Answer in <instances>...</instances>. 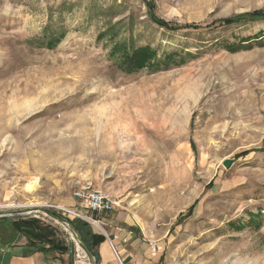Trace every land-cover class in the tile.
Returning <instances> with one entry per match:
<instances>
[{
    "label": "rangeland",
    "instance_id": "374dc122",
    "mask_svg": "<svg viewBox=\"0 0 264 264\" xmlns=\"http://www.w3.org/2000/svg\"><path fill=\"white\" fill-rule=\"evenodd\" d=\"M255 11L264 0H0V241L27 244L13 223L33 218L69 248L38 264H69L74 223L103 230L48 206L86 215L74 193L92 185L116 203L104 222L160 246L162 264H264V44L220 45L264 21L213 25ZM111 27L187 61L123 73L99 40ZM62 28L56 49L39 45Z\"/></svg>",
    "mask_w": 264,
    "mask_h": 264
},
{
    "label": "trees",
    "instance_id": "16d2710c",
    "mask_svg": "<svg viewBox=\"0 0 264 264\" xmlns=\"http://www.w3.org/2000/svg\"><path fill=\"white\" fill-rule=\"evenodd\" d=\"M154 17L155 24L171 32L186 30L199 31L203 28V26L197 24L179 26L175 23L160 20L156 16ZM258 21H264V11H255L234 18L219 20L213 25L225 28H240ZM66 35L67 30L62 28L55 35L47 36L43 41L39 40V45L45 47L47 50H54L63 42ZM119 36L120 33L116 32L114 28L111 27L99 35V40H110L111 42H114L111 48L110 57L116 59V64L123 73L132 75L144 70H148L151 73H158L182 66L187 61L185 57L180 56L177 53H170L161 57L159 56L158 51L150 45L136 47L135 45H132L130 41L118 40ZM263 39L264 31H261L252 38H244L235 43H222L220 45L230 53H238L243 50L253 49L255 45H263ZM13 226L17 233L26 238L27 248H30L32 253L39 252L42 254H49L50 252H56L64 255L69 251L68 246H65L62 241L57 239L56 229L52 226L41 223L39 220L33 218L21 219L14 222ZM74 226L77 232H79L82 244L90 255L95 258V263L98 264L99 255L97 248L106 241V238L101 234H94L86 224H83L82 227H78L76 223H74ZM39 245H41L42 248L38 250Z\"/></svg>",
    "mask_w": 264,
    "mask_h": 264
},
{
    "label": "crops",
    "instance_id": "0c3cea01",
    "mask_svg": "<svg viewBox=\"0 0 264 264\" xmlns=\"http://www.w3.org/2000/svg\"><path fill=\"white\" fill-rule=\"evenodd\" d=\"M105 216L112 218L113 214H105L102 218L104 227L100 233L106 238V241L97 248L99 255L98 264H162L160 262V257L162 256L160 246H151L149 243L144 242L139 235L131 230L119 227L118 224L111 226L105 223ZM111 244L116 249L118 257L114 253ZM26 248L27 244L22 242L17 245H10L0 241L1 253L3 252L5 256L10 255L7 264H38L35 256L40 253L28 252L25 250ZM60 258L57 257L55 263L68 264L65 262L66 256H63L62 260ZM69 264H73V260Z\"/></svg>",
    "mask_w": 264,
    "mask_h": 264
},
{
    "label": "built area",
    "instance_id": "2783aa9c",
    "mask_svg": "<svg viewBox=\"0 0 264 264\" xmlns=\"http://www.w3.org/2000/svg\"><path fill=\"white\" fill-rule=\"evenodd\" d=\"M74 196L79 200L82 208L86 215L80 211L68 207H62L57 205L48 206V209L56 212H62L67 217L80 218L88 221L95 227L103 228L102 218L105 214H113L116 210V203L110 198V196L104 194L100 190L96 189L92 185H86L81 188H78ZM31 214H28L29 216ZM48 221L56 222V219L51 215H45ZM66 224V223H65ZM67 225V224H66ZM68 226V225H67ZM72 241L75 242V253L73 264H95V258H93L76 240L75 236H71ZM153 247L156 246L155 243H151ZM111 247L114 253L117 255L116 249L114 246Z\"/></svg>",
    "mask_w": 264,
    "mask_h": 264
},
{
    "label": "water",
    "instance_id": "95a60500",
    "mask_svg": "<svg viewBox=\"0 0 264 264\" xmlns=\"http://www.w3.org/2000/svg\"><path fill=\"white\" fill-rule=\"evenodd\" d=\"M232 163H233V160H225L224 163H223V165H224L225 168L229 169V168L231 167ZM66 224H67V225L69 226V228L73 231V228L71 227V225L68 224V223H66ZM74 236H75L76 240L81 244V246L86 250V248H85V246L82 244L80 238L77 236V234H75V231H74ZM86 251H87V250H86ZM87 252H88V251H87ZM71 253H72L73 256H74V253H75V245H73V244H72V246H71ZM88 253H89V252H88Z\"/></svg>",
    "mask_w": 264,
    "mask_h": 264
}]
</instances>
